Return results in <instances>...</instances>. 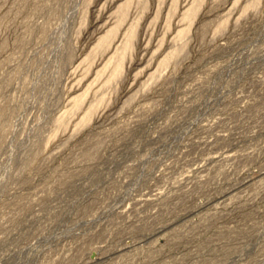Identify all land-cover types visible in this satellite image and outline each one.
<instances>
[{
  "label": "rangeland",
  "instance_id": "374dc122",
  "mask_svg": "<svg viewBox=\"0 0 264 264\" xmlns=\"http://www.w3.org/2000/svg\"><path fill=\"white\" fill-rule=\"evenodd\" d=\"M127 1L0 0V264H264V0Z\"/></svg>",
  "mask_w": 264,
  "mask_h": 264
},
{
  "label": "bare ground",
  "instance_id": "6f19581e",
  "mask_svg": "<svg viewBox=\"0 0 264 264\" xmlns=\"http://www.w3.org/2000/svg\"><path fill=\"white\" fill-rule=\"evenodd\" d=\"M129 1V0H128ZM127 1V2H128ZM126 2V3H127ZM124 4L123 6H121L120 7V9H119V11H120V13L122 14V16H124L125 14H126V10H127V8H128V5H129V3H127V4ZM201 3H202V0H195L194 1V3L191 5V7L187 10V12H186V17L188 18V19H193V17L195 16V14H196V12L198 11V9H199V7L201 6ZM257 3V2H256ZM255 4V3H254ZM119 13V14H120ZM192 21V20H191ZM188 29H189V27H188ZM188 29H184L182 32H180V34H186L187 32H188ZM115 31H116V28L115 29H113V30H111V31H109V32H107L106 34H104L100 39H99V43L100 44H109V43H111V40H112V38H113V36H114V33H115ZM129 37V39L130 38H133L134 37V32H132V33H130V35L128 36ZM98 43V44H99ZM130 48V42L129 41H127V43H126V45H125V47L124 48H121V49H123V51L121 52V53H119L118 54V57H117V61H116V63H115V67H114V72H113V74H112V77H111V80H114L116 77H118L119 76V74L121 73V70H122V61H123V57H124V52L127 50V49H129ZM114 58V57H113ZM108 81V80H107ZM109 82V81H108ZM111 83V82H110ZM83 98V97H82ZM81 98V99H82ZM80 100V99H79ZM83 100V99H82ZM82 102V101H81ZM99 102V101H98ZM80 103V102H79ZM101 103V102H100ZM99 103V104H100ZM97 104V103H96ZM98 104V105H99ZM77 105V104H76ZM78 105H81V104H78ZM93 105H95V104H93ZM98 105H96V106H94V107H89L90 109H89V111L86 113V116L84 117V120L83 121H80L81 123L83 122V123H85V122H87V121H89L91 118H92V116L94 115V113H95V111L97 110V108L99 107ZM75 106V105H74ZM98 106V107H97ZM76 107H79V106H75L74 108L76 109ZM74 109V110H75ZM78 109V108H77ZM62 120H63V118H62ZM60 121H61V119H60ZM64 125V124H63Z\"/></svg>",
  "mask_w": 264,
  "mask_h": 264
}]
</instances>
